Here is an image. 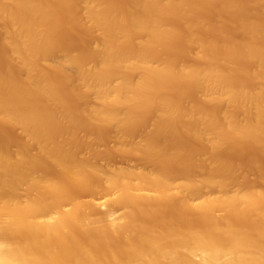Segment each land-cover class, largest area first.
Listing matches in <instances>:
<instances>
[{"label":"bare ground","instance_id":"bare-ground-1","mask_svg":"<svg viewBox=\"0 0 264 264\" xmlns=\"http://www.w3.org/2000/svg\"><path fill=\"white\" fill-rule=\"evenodd\" d=\"M0 45V264H264V169L217 153L264 157V0H0Z\"/></svg>","mask_w":264,"mask_h":264},{"label":"rangeland","instance_id":"rangeland-1","mask_svg":"<svg viewBox=\"0 0 264 264\" xmlns=\"http://www.w3.org/2000/svg\"><path fill=\"white\" fill-rule=\"evenodd\" d=\"M74 32H76V31H74ZM62 33L65 34V32H62ZM66 33H67V32H66ZM67 34H68V35L72 34V35H74V36L76 37V33L74 34L73 32H70V33L68 32ZM78 34H79V33L77 32V35H78ZM80 34L83 35V37L85 36V35L82 34V33H80ZM80 34H79V35H80ZM61 35H63V34H61ZM68 35H63V36H65V39H66V40H67V38H69V39L72 41V42H71L72 44H71L70 47H73V46H76V47L78 46V47H79V44H77V42L79 43L78 38H77V40H75V39H74V38H75L74 36L72 37V36H68ZM79 35H78V36H79ZM66 36H68V37L66 38ZM80 37H82V36H79V38H80ZM85 37H86V36H85ZM71 38H73V39H71ZM80 39H81V38H80ZM83 39H84V38H83ZM83 39H82V42H83ZM70 40H68V42H69ZM73 40H74V41H77V42H75L76 45L73 43V42H74ZM86 41H87V40H86ZM84 42H85V40H84ZM84 42H83V43H84ZM69 44H70V42H69ZM81 44H82V43H80V46H81ZM82 46H83V44H82ZM0 47H1V45H0ZM76 47H75V49H76ZM1 49L3 50L2 47H1ZM1 49H0V59H3V60L0 61V62L3 63V61H5V63H3V65H2L3 67L1 66L0 70L3 69V68H6V67L8 66V62L3 58V51H1ZM71 49H73V48H71ZM75 49H73V50H75ZM78 49H80V48H78ZM78 49H76V51H77ZM55 56H56V57H55ZM55 56H54L55 58H54V57L52 58V61L54 60L53 62L58 63V64H61V63L63 62V55H61V54H56ZM181 59H182V60L186 59V62H187V61L189 62V60H191V59L188 58V57H184V59H183V57H182ZM181 59L179 58V60H181ZM188 59H189V60H188ZM179 60H178V61H179ZM184 62H185V60H184ZM190 62H192V60H191ZM65 67H66V70H68L69 72H70V71H71V72H74V71H75V69H74V67H73L72 65H68V64H66ZM247 83H248V82H247ZM58 84H59V83H58ZM249 84L252 85L251 82L248 83V86H249ZM59 85H60V84H59ZM60 86L64 88V86H62V85H60ZM58 87H59V86H58ZM59 88H60V87H59ZM61 90L63 91V89H61ZM62 91H61V94H64L65 91H64V92H62ZM66 91H67V90H66ZM69 93H70V92H69ZM65 94L67 95L68 92L65 93ZM66 95H64L65 98H66V97L69 98V99L72 98V97H71V94H68V96L70 95V97H68V96H66ZM67 98L64 99V100H67ZM72 99L74 100V98H72ZM73 100H72V101H73ZM68 102H69V100H67V101L65 102L66 105L68 104ZM74 102H77V101H74ZM71 103H72V102L70 101V106H71ZM75 104L79 105V103H73V105H75ZM77 105H75V106H77ZM68 106H69V105H68ZM70 106H69V109L71 108ZM74 108H75V107L73 106V109H74ZM70 110H72V108H71ZM147 120H149V118H146V120L143 122L144 127H148V124H145V123H148ZM146 121H147V122H146ZM146 125H147V126H146ZM144 127H143V128H144ZM3 128H4V129H3ZM3 128L0 126V129H3V130H4V131L0 130V131H2V133L7 132V133H9L10 135H12V132L10 133V131H9L7 128H5V127H3ZM5 129H6V131H5ZM88 129H89V128H88ZM88 129H85V131L80 132V136H81V137H82L83 135L85 136V135H86V132H87V131H90V130L93 132V134H94V133H97L96 130L93 131V129H89V130H88ZM100 131H101V130H100ZM92 132L87 133V134H91ZM0 133H1V132H0ZM2 133H1V134H2ZM82 133H83V134H82ZM98 133H100L101 136H102V135H105V137H107V136H106L107 133L105 134V131H103V132H102V131H101V132L98 131ZM103 133H104V134H103ZM5 134H6V133H5ZM5 134H4V135H5ZM9 134H8V135H9ZM91 135H92V134H91ZM107 135H108V134H107ZM6 136H7V134H6ZM96 136H97V134H96ZM108 136H109V135H108ZM11 137H12V136H11ZM98 137H100V135H99ZM98 137H96V138H98ZM102 137H103V140H100ZM102 137L99 138V141H100V142H98V139H97V144H98V145L100 144L99 148H101V149L103 148L104 139H105L104 136H102ZM108 138H110V137H108ZM108 138H107V139H108ZM136 138H137V137H136ZM107 139H106V141H107ZM101 141H103V143H101ZM106 141H105L106 144H108V142H109V143L112 142V140H110V139H108L107 142H106ZM101 144H102V145H101ZM106 144H105V145H106ZM103 149H104V148H103ZM219 149H220V148H219ZM105 150H106V149H105ZM217 150H218V149H217ZM217 150H215V151H217ZM231 150L233 151V149H231ZM250 150H251V149H249V148H245V152L243 151V153H244L245 155L242 154V153H240V154H241V155H240L239 152H238V150H237V153H238L239 155L236 153V150H234L235 153H234V151H233V152L231 151L232 154H230V150H228V149H227L228 152H223V150H221V152H219V150H218L217 153H219L220 155H221V154H224L225 156L229 157L230 159H233V162H235L234 160H235V158H237V156H238V157L241 156V157L237 158L236 160H237V161L239 160L240 163L244 161V164H245V165L241 164V166L243 165V166H242L243 168H242V170H240V169H241V168H240V169H239V170H240L239 172H243L244 175L248 176L249 174H252L253 172H252L251 170H250V171H247V170L249 169V168H248V166H249V165H248L249 162H247V161H251V160H253V158H255V159L258 161V164H259V165L261 164V167H263L262 170L264 169V157L256 156V154H255L253 151H252V152H253V153H252ZM106 151H108V150H106ZM225 151H226V148H225ZM239 151H240V150H239ZM249 151H250V154H249ZM111 152H112V151H111ZM222 152H223V153H222ZM240 152H242V151H240ZM105 153H106V154L110 153V150L108 151V153H107V152L102 153V154H103V155H102L103 158H102V156H100V158L97 159V162H98L99 165L105 166L107 169H110V168L113 169V168H116V167H127V168L129 167L130 169H133V170H137V169H138V170H143V171H144V170H145V171H148V170L151 171V170H152L151 167H153L151 164L149 165V163L147 164L146 162L142 161L141 159H139V158H137V157H122V156L120 157L119 155H115V156H114V154H115L114 152H113L114 154L112 153V155L110 154V156H108V155L105 156V155H106ZM213 153L215 154V152H213ZM228 153H229V154H228ZM214 154H213V155H214ZM234 154H235V155H234ZM236 154H237V155H236ZM220 155H218V157H221ZM224 155H222V156H224ZM252 155H253V157H251ZM104 156H105V157H104ZM215 156H217V154H216ZM233 156H235V158H233ZM231 157H232V158H231ZM250 157H251V158H250ZM257 157H258L259 160H261V161H259ZM221 158H223V157H221ZM245 158H247V161L243 160V159H245ZM262 158H263V160H262ZM224 159H226V158H224ZM230 159L227 158V160L232 161V160H230ZM250 159H251V160H250ZM239 162H238V163H239ZM245 162H246V163H245ZM145 163H146V164H145ZM240 163H239V164H240ZM247 163H248V164H247ZM247 165H248V166H247ZM250 165H251V163H250ZM107 166H108V167H107ZM244 166H245V167L247 166V167H246L247 170H245ZM112 167H113V168H112ZM244 170H245V171H244ZM237 171H238V170H237ZM237 171H236V173H237ZM246 172L249 173V174H246ZM243 173H241V175H242ZM237 174H238V173H237ZM237 174L234 175V176L236 177ZM238 175H240V174H238ZM241 175H240V176H241ZM235 177H234V181H233V183L231 182L232 184H230L229 187L227 188L228 192L235 191L234 189H235V188L237 189V187H238V186H237V184H238L237 182H238L239 179H241V178L238 177L239 179L236 181L237 178H235ZM241 177H242V176H241ZM250 177H252V178H251V179H252L251 181H253L254 174H253L252 176L249 175V178H248L249 181H250ZM243 178H244V179H243ZM181 179H182L181 177H177V178L174 179V180H176V181H180ZM242 180H246V177L243 176V177H242ZM249 181L246 180V182H249ZM234 182H235V183H234ZM253 182H254V184H255L256 181H253ZM258 185H259V182H258ZM257 187H259V188H261L262 190H264V184H263V183L260 184V185L257 186ZM203 189H204V188H203ZM209 189H210V188H206V189L202 190V193H205V195H206V191L208 190V191H210V192H209V194L207 193V195H213V194L215 195V194H219V193H221L220 191H222V192L225 191V190H221V189H218V190H216V189H210V190H209ZM214 190H216V191H214ZM219 190H220V191H219ZM203 191H204V192H203ZM208 191H207V192H208ZM218 191H219V192H218ZM211 192H212V193H211ZM97 193H98V191H97ZM102 193H103V194H102ZM78 195H79V198H80V196H81V199H82V200H83V199H85V200H86V199H89V198H88V195H89V194H87V193H83V192H82L81 195H80V194H78ZM93 195H94V194H93ZM103 195H104V192H103V191H102V192L100 191L99 194L94 195L95 197H94V196H90V197H94L95 199H102V198L104 197ZM97 196H98V197H97ZM109 204H110V206H109ZM105 206L108 207V208H110V209H112V210H114L115 213H117V214H119V213H121V212L123 211V208H120L119 206H116V205L114 206V204L111 206V203H107ZM64 207L66 208V207H69V206L66 205V206H64ZM100 210H101V209H100Z\"/></svg>","mask_w":264,"mask_h":264}]
</instances>
